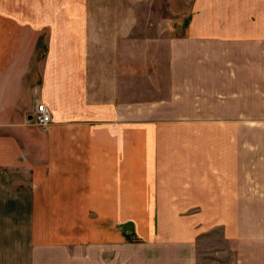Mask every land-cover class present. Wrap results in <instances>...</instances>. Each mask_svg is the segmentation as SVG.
Here are the masks:
<instances>
[{
  "label": "crops",
  "instance_id": "0c3cea01",
  "mask_svg": "<svg viewBox=\"0 0 264 264\" xmlns=\"http://www.w3.org/2000/svg\"><path fill=\"white\" fill-rule=\"evenodd\" d=\"M162 10L0 0V264H264V0Z\"/></svg>",
  "mask_w": 264,
  "mask_h": 264
},
{
  "label": "rangeland",
  "instance_id": "374dc122",
  "mask_svg": "<svg viewBox=\"0 0 264 264\" xmlns=\"http://www.w3.org/2000/svg\"><path fill=\"white\" fill-rule=\"evenodd\" d=\"M162 7L164 10L157 13V17H161V15H165L171 17L174 13H182L183 7L188 5L190 0H161ZM180 11V12H179ZM41 58H39L40 60ZM38 60V61H39ZM31 68L34 69V63H32ZM37 126V125H35ZM40 127V126H39ZM250 219L247 221H243V223H248ZM183 222L187 224H192V220H183ZM230 225L235 228V220H230ZM181 230H185L184 225H180ZM246 226H243V229ZM225 226L222 225H212L210 228L205 229L204 231L200 230L199 234H192L193 230L187 233L184 239H192L196 248V256H197V264H228L231 261H234L236 257V241L235 236H228L224 233ZM245 238V244H249L250 240L246 238L247 236H243Z\"/></svg>",
  "mask_w": 264,
  "mask_h": 264
},
{
  "label": "built area",
  "instance_id": "2783aa9c",
  "mask_svg": "<svg viewBox=\"0 0 264 264\" xmlns=\"http://www.w3.org/2000/svg\"><path fill=\"white\" fill-rule=\"evenodd\" d=\"M30 121L37 126L46 127L51 122L48 106L44 103L35 104Z\"/></svg>",
  "mask_w": 264,
  "mask_h": 264
}]
</instances>
